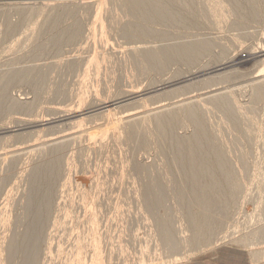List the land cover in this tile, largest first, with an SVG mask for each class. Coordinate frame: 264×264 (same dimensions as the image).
Returning a JSON list of instances; mask_svg holds the SVG:
<instances>
[{
    "label": "rangeland",
    "instance_id": "374dc122",
    "mask_svg": "<svg viewBox=\"0 0 264 264\" xmlns=\"http://www.w3.org/2000/svg\"><path fill=\"white\" fill-rule=\"evenodd\" d=\"M57 1L59 5H55ZM95 1L96 4L86 8L80 0L53 3L49 0H0V94L3 97L0 103V233L4 231V236L0 235L1 264H22L26 258L22 243H14L13 238L21 239L29 223H34L36 201L29 197L35 195H39L41 207L37 215L42 221L37 225V230L40 228L38 264H52L56 258L55 262L60 264L64 260H68L65 264H74V259L75 264L80 259L90 262L93 258L92 264H102L99 263L101 256L105 264H137L143 259H153L154 264H188L221 247L244 252L245 264H264V0H192L191 3L197 2V5L187 0H162L175 18L171 22L166 18L149 19V22L148 19L137 20L119 0L118 3ZM69 3L68 15L65 13L56 26L52 18L61 10L57 5L68 7ZM76 23L80 31L75 39L53 43L54 36L62 35ZM139 24L148 36L125 35L126 25L133 29L139 28ZM89 36H92L91 41ZM93 41L97 43L95 47ZM178 47H195L197 54L183 58L172 53ZM155 50L169 52L162 68L147 56L149 51ZM91 52L100 59L98 62L94 58L97 65L87 62L92 57L89 56ZM98 53L104 54L103 57ZM76 54L81 59L76 58ZM257 87L260 95L254 99ZM132 90L136 95H127ZM101 99L106 101L100 102ZM214 99H223L222 106ZM228 99L236 109L226 112L223 109H228ZM191 104L199 111L204 132L214 140H211L213 146L222 154L224 163L218 164L208 157L206 167L209 171L198 173L193 180H184L183 168L173 162L178 155L174 139L192 137L195 125L185 114L179 116V121H169L171 114L166 122L170 142L164 149L154 123L161 111L169 115L172 111L179 112L178 107ZM66 105L68 108L74 106L75 113L52 112ZM154 105H161V108H154L155 111ZM250 107L254 108L252 112ZM131 113L149 117V121L141 122L143 144L130 137L124 124L122 129L120 126L114 129L105 123L109 116L122 119ZM76 124L80 125L78 129ZM98 125H106V134L100 140H92L94 146L86 134L79 131L98 132ZM72 131L76 135L64 141L46 147L39 143L42 139ZM52 160L57 161V175L50 181L51 185L40 186L38 190L32 187L37 175L34 172ZM146 188L153 190L147 202L144 198ZM45 195H49L48 207ZM217 217H220L219 224L214 223ZM160 220L168 227L163 239H159ZM207 223L209 228L205 227ZM196 227H201V232ZM77 234L79 239L76 240ZM95 251L102 255L96 257ZM257 252L261 254L258 259L253 256ZM184 254L188 255L181 261H166ZM156 257L163 259L162 262Z\"/></svg>",
    "mask_w": 264,
    "mask_h": 264
},
{
    "label": "bare ground",
    "instance_id": "6f19581e",
    "mask_svg": "<svg viewBox=\"0 0 264 264\" xmlns=\"http://www.w3.org/2000/svg\"><path fill=\"white\" fill-rule=\"evenodd\" d=\"M45 1V0H44ZM50 2L49 3H53V2H55L56 0H54V1H51V0H49ZM99 1H102V0H99ZM104 1V0H103ZM110 1H112L111 3H113V2H115V3H118L119 1H120V3H122L125 7L127 6L128 8H129V12H132L131 14L133 15L134 14V17H136L137 18V20H139V19H145V20H147L148 19V21L147 22H149V19H150V21L152 20H161L162 18H166V19H171L170 20V22L171 21H173L175 18L169 13V11H167V7L168 6H166L163 2H162V0H109V2ZM118 1V2H117ZM190 4H192V5H194L193 3H191L192 2V0L190 1V0H187ZM216 1H218V0H216ZM224 1V0H223ZM48 2V1H47ZM46 2V4H48ZM59 1H57L56 3H55V5L56 4H58L59 5V3H58ZM80 2H82L84 5H86V8H89V6H91L90 4H92V6H93V4H96L97 2L94 0H80ZM62 3V2H61ZM64 3V2H63ZM62 3V4H63ZM101 3V2H100ZM103 3H105V1L103 2ZM108 3V2H107ZM216 3V2H215ZM43 4V3H42ZM78 4H80V3H78ZM121 4V5H122ZM198 4H199V2H198ZM217 4H218V2H217ZM57 5V8H61V10H59V12H56L55 14H54V17L52 18V22L53 23H55V25H56V23H58L59 22V20L61 19V17L62 16H64L65 15V13L67 14L68 13V9L71 7L70 6V3H69V5H68V7L67 6H64V5H61L60 4V6H58ZM75 5V4H74ZM87 5H88V7H87ZM103 5V4H102ZM109 5H111V4H109ZM122 5V6H123ZM195 5H197V2H196V4ZM216 5V4H215ZM224 5H225V3H224ZM227 5V4H226ZM46 6H48V5H46ZM70 6V7H69ZM97 6V5H96ZM96 6H95V8H96ZM99 6V5H98ZM199 6V5H198ZM213 6V5H212ZM218 6V5H217ZM222 6V5H221ZM220 6V7H221ZM100 7H101V5H100ZM99 7V8H100ZM105 7H107V6H105ZM113 7V6H112ZM197 7V6H196ZM224 7V6H223ZM227 7H229V6H227ZM49 8V7H48ZM47 8V9H48ZM91 8V7H90ZM98 8V9H99ZM261 8V7H260ZM23 9H24V7H23ZM44 9V8H43ZM51 9V8H50ZM73 9V8H72ZM93 9H94V7H93ZM101 9V8H100ZM100 9H99V11H100ZM264 9V8H263ZM20 10V9H19ZM96 10H97V8H96ZM105 10H106V8H105ZM104 10V11H105ZM226 10V9H225ZM94 11H95V9H94ZM104 11H101V12H103L104 13ZM107 12H108V10H106ZM219 11H220V9H219ZM97 12V11H96ZM71 13V12H70ZM95 13V12H94ZM100 13V12H99ZM103 13H101L102 15H103ZM106 13V12H105ZM215 13H217V11L215 12ZM224 13V12H223ZM74 14V13H73ZM76 14V13H75ZM68 15V14H67ZM98 16V14L96 13L94 16ZM129 15H130V13H129ZM218 15V14H217ZM224 15V14H223ZM97 16H96V20H97ZM93 17V16H92ZM133 17V16H132ZM100 18H101V16H100ZM63 19V18H62ZM99 19V18H98ZM177 19V18H176ZM95 20V21H96ZM144 20V21H145ZM93 21V24L94 23H96V22H94V20H92ZM141 21V20H140ZM136 22V21H135ZM175 22V21H174ZM142 23V22H141ZM146 23V22H145ZM79 23H76V25H74L73 24V26L72 27H70V28H64V29H66V30H64L63 32L62 31H60V32H62L61 34L62 35H57L58 36V38H57V36H56V38H52V39H55L54 40V42L53 43H61L62 41H64V40H66V41H72L73 39H75V37H76V35L79 33V31H80V26L78 25ZM137 24V23H136ZM52 25V24H51ZM54 25V24H53ZM140 25L141 24H139V25H137V26H139V28H133L132 29V27H129V26H127L126 25V27H127V29L124 31V33H125V35H127L128 37H131V36H133V35H141V36H148L147 35V32H145L144 30L145 29H143V28H140ZM57 26V25H56ZM60 26V25H59ZM90 26H92V23H91V25ZM93 26H95V24L93 25ZM92 26V27H93ZM99 26H100V24H99ZM55 26H53V27H51V28H54ZM97 27H98V25H97ZM96 27V28H97ZM111 27V25L109 26V28ZM95 28V29H96ZM112 28V27H111ZM59 29H60V27H59ZM92 29V28H91ZM63 30V29H62ZM89 30H90V27H89ZM100 30H102V29H99V31ZM91 31V30H90ZM92 31H94V27H93V29H92ZM95 31H98V28L95 30ZM89 32V31H88ZM102 32V31H101ZM87 33V32H86ZM93 33H95V32H93ZM29 34V33H28ZM96 34V36H98L97 35V33H95ZM102 34V33H101ZM107 34V33H106ZM149 34V33H148ZM87 35V34H86ZM88 35H89V33H88ZM92 35V34H91ZM100 35V34H99ZM124 35V34H123ZM93 36V35H92ZM92 36H91V38H92ZM100 37V36H99ZM123 37V36H122ZM134 37V36H133ZM90 38V36H89V38H88V40L89 39H91ZM94 38V37H93ZM97 38V37H96ZM87 39V38H86ZM103 41H104V39L103 38H101ZM88 40H86L87 42H88ZM92 40V39H91ZM91 40H89V41H91ZM93 40H95V39H93ZM100 40V39H99ZM126 40H128V39H126ZM108 41V40H107ZM107 41H106V43H107ZM110 41V40H109ZM52 42V41H51ZM100 42V41H99ZM99 42H98V46H99ZM89 43V42H88ZM88 43H86L87 44V46L89 45ZM95 43V41H93V44ZM91 44V43H90ZM95 44H97V43H95ZM95 44H94V47H95ZM103 44H104V42H103ZM110 44V43H109ZM134 44V43H133ZM92 45V44H91ZM123 45V44H122ZM130 45V44H129ZM133 46V45H132ZM137 46V45H136ZM80 47V46H79ZM103 47V49H104V46H102L101 45V48ZM125 47V46H124ZM131 47V46H130ZM89 48H90V46H89ZM93 48V47H92ZM107 48V47H106ZM126 48V47H125ZM86 49H87V47H86ZM85 49V50H86ZM95 49V48H94ZM93 49V50H94ZM92 50V49H91ZM90 50V51H91ZM92 50V51H93ZM113 50V49H112ZM263 50H264V47H263ZM262 50V51H263ZM89 51V50H88ZM158 51V50H157ZM176 51V52H175ZM83 52H85V51H83ZM82 52V53H83ZM95 52V51H94ZM93 52V53H94ZM71 53V52H70ZM73 53V52H72ZM80 53V52H79ZM172 53H174V54H178L179 56H182L183 58H191V57H194L196 54H197V48H195V47H191V49H183V48H177V50H173L172 51ZM91 54V55H90ZM89 54V56L91 57L90 59H88V53H87V59H88V63L90 64V65H92V62H93V64L95 63L96 64V60H94V58H96L97 59V55H92V52ZM98 54H100V53H98ZM73 55V54H72ZM77 55V54H76ZM83 54H81V56H82ZM104 55V54H103ZM103 55H101L100 54V56H101V58L103 57ZM147 55V54H146ZM169 55V52H167V50H164L163 52H160V53H158V52H156V50H155V52H153V51H149L148 52V55L147 56H149L148 58H150V60L153 62V64H155L156 66H158L159 68H162L163 67V65H164V62H165V60H166V58H167V56ZM64 56V55H63ZM68 56V55H67ZM74 56V55H73ZM73 56H71L72 58H73ZM83 56H85V55H83ZM71 57H69V58H71ZM80 58V55L78 54L77 56H76V58ZM99 58V57H98ZM63 59V58H62ZM75 59V58H74ZM81 59V58H80ZM79 59V60H80ZM86 59V60H87ZM56 60V59H55ZM66 60V59H65ZM78 59H77V61H79ZM59 61V60H58ZM57 61V62H58ZM75 61V60H74ZM77 61H75V62H77ZM95 61V62H94ZM97 61L99 62L100 61V59L98 60L97 59ZM106 61V60H105ZM71 62H73L72 60H71ZM86 62V61H85ZM87 62H86V64H87ZM103 62H104V60H103ZM102 61H101V63H103ZM86 64H85V66H86ZM88 64V65H89ZM104 64V63H103ZM106 64V63H105ZM69 65V64H68ZM87 65V66H88ZM89 65V66H90ZM97 65V64H96ZM96 65H93V66H96ZM98 65H99V63H98ZM102 65V64H101ZM104 66V65H103ZM97 67H99L100 68V65L99 66H97ZM107 67V66H106ZM92 68V67H91ZM102 68V67H101ZM86 69V68H85ZM104 70V69H103ZM85 71H87V70H85ZM99 71H101V69L99 70ZM108 71V70H107ZM94 73H96L95 72V70L93 71ZM105 72V71H104ZM110 72V71H109ZM87 74H88V72H86ZM102 73H103V71H102ZM85 74V73H84ZM109 74V73H108ZM89 76H90V74H88ZM96 75H98L99 76V74L97 73ZM84 76V75H83ZM105 76V75H104ZM96 77V76H95ZM100 77V76H99ZM110 77V76H109ZM83 78V77H82ZM85 78H88V77H85ZM94 78V77H93ZM113 78V77H112ZM96 79H97V77H96ZM106 79V78H105ZM91 80V79H90ZM94 80H95V78H94ZM107 80V79H106ZM261 80V79H260ZM85 81V80H84ZM98 81V80H97ZM110 81V80H109ZM80 82H82V81H80ZM88 82V81H87ZM85 84H87L88 85V83H85ZM90 84V83H89ZM93 84H94V82H93ZM99 84V83H98ZM108 84V83H107ZM101 85V84H100ZM105 85V84H104ZM103 85V86H104ZM78 86V85H77ZM81 86V88H82V84L80 85ZM79 86V87H80ZM84 86V85H83ZM102 86V87H103ZM90 87V86H89ZM91 87H93L92 85H91ZM255 87V86H254ZM85 88H87V86H85ZM84 88V89H85ZM81 90V89H80ZM91 90V89H90ZM85 91V90H84ZM93 91V90H92ZM132 91H134V90H132ZM132 91H130L129 93H127V95H130V96H134V95H136L135 93V91L134 92H132ZM83 92V91H82ZM85 94H86V92H85ZM89 94H90V92H89ZM253 94H254V96H253V98L254 99H256L260 94H259V88L257 87L256 89H255V91L253 92ZM3 95V94H2ZM83 95V94H82ZM88 95V94H87ZM99 95V94H98ZM92 96H94V95H92ZM97 96V95H96ZM84 97V96H83ZM98 97H100V96H98ZM2 96H1V94H0V103H1V100H2ZM219 98V97H218ZM92 99V98H91ZM107 99V98H106ZM76 100H77V97H76ZM79 100V99H78ZM93 100V99H92ZM94 100H96V102H99V99H95V97H94ZM98 100V101H97ZM215 100V99H214ZM229 100V99H228ZM74 101V100H73ZM82 101V100H81ZM83 101H84V99H83ZM101 101H103L102 99L100 100V102ZM104 101H106L105 99H104ZM103 101V102H104ZM110 101V100H109ZM190 101V100H189ZM195 101V100H194ZM219 105H220V103H221V106H222V104H223V99H216L215 100ZM75 102V101H74ZM77 102H80V100L79 101H77ZM94 102V101H93ZM177 102V101H176ZM229 103H228V109H225L224 107H222V108H224L223 109V111L224 110H227L226 112H228V111H232L233 109L235 110L236 109V105H234L233 103H232V101H228ZM252 102V101H251ZM69 103V102H68ZM82 103V102H81ZM107 103V102H106ZM106 103H102V104H106ZM178 103V102H177ZM199 103V102H198ZM75 104V103H74ZM73 103H72V105H74ZM88 104V103H87ZM143 104V103H142ZM157 104V103H156ZM200 104H201V102H200ZM209 104V103H208ZM207 104V105H208ZM54 105V104H53ZM78 105V104H77ZM206 105V106H207ZM212 106H213V104H211ZM14 106V105H13ZM59 106V105H58ZM71 106V105H70ZM70 106H69V108L67 107V105H66V107L64 106V108L62 107L61 108V106H60V108H54V109H52L53 111L52 112H56V113H58V114H60V115H64L65 113L68 115V114H74L75 112H73V108H75L74 106H73V108H70ZM107 106V105H106ZM145 106V105H144ZM157 106V105H156ZM160 106V108H161V105H159ZM159 106H157V107H159ZM249 106V105H248ZM72 107V106H71ZM139 107H141V106H139ZM157 107H155V105H154V107H153V109L154 108H157ZM142 108H143V106H142ZM147 108V107H146ZM152 108V107H151ZM150 108V109H151ZM179 108V112H171L168 116L166 115V114H162V113H165V111L163 112V111H161L160 112V114H158V115H156L155 116V118H157V120L155 121V123H154V126H155V129L157 130L156 132H157V134H158V140H159V143H160V145H161V147H163L164 148V146H166L170 141H169V138L167 137V134H168V132H167V130H168V126H167V118L171 115V114H173L171 117H170V119H169V121H179V116L181 115V114H185V116L187 117V119H188V121L190 122V123H192L193 125H195V127H196V129H194L195 130V132H194V134L193 135H190V136H192V137H190V138H185V139H174L175 140V142H176V147H177V149H178V155L176 156V158L174 159V160H176V161H174L173 160V162L174 163H178V165H179V167L180 168H183V170H182V176L183 177H186V178H184V180L185 179H195L196 177H198V173H200L201 172V174H202V172L204 171L205 172V170L206 171H209V167H206L207 166V158L208 157H210L211 159H214V160H216V162L218 163V164H223L224 162V159H223V156H222V154L221 153H219V151L213 146V142L211 141V140H213V139H210L209 138V136H207L206 135V133L204 132V128H203V125H202V120L200 119V116H199V111L198 110H196L195 108H196V106H194V104H191V105H186V106H182L181 108L180 107H178ZM241 108V107H240ZM245 108V107H244ZM244 108H242V109H244ZM250 108H252V109H250ZM249 109H250V111L251 110H253L254 108L253 107H250ZM209 109H210V107H209ZM0 110H1V108H0ZM155 110V109H154ZM173 110V109H172ZM213 110V109H212ZM245 110H246V108H245ZM152 111V110H151ZM155 111H157V110H155ZM155 111H154V113H155ZM200 111H202V110H200ZM238 111H239V109H238ZM243 111V110H242ZM54 112V113H55ZM77 112V111H76ZM136 112H139V111H136ZM153 112V111H152ZM158 112H159V110H158ZM220 112V111H219ZM218 112V113H219ZM245 112V111H244ZM252 112V111H251ZM149 113H151V112H149ZM206 113V112H205ZM217 113V114H218ZM223 113V112H222ZM65 114V115H66ZM108 114V113H107ZM114 114H116V113H114ZM125 114V113H124ZM246 114H248L247 112H246ZM129 115H131V116H129ZM128 115V117H125L124 118V116L122 117V119H121V117H119V118H114V117H111V118H109V117H107V119L106 120H108V121H106L105 123L107 124V125H109V127H111V128H114V129H117L118 128V126H120L119 128H121L122 129V124H124L123 126H125L126 128L125 129H127V132H128V134L130 135V137H132V138H134L136 141H138V142H140V143H142L143 144V129H142V126H141V122H144V121H147L148 119H149V117H145L146 116V114L145 115H141V113H136V114H129ZM148 115V114H147ZM153 115V114H152ZM165 115V116H164ZM126 116V115H125ZM149 116V115H148ZM207 116H209L208 114H207ZM37 117V116H36ZM109 118V119H108ZM148 118V119H147ZM29 119V118H28ZM27 119V120H28ZM152 119V118H151ZM154 119V118H153ZM223 119V118H222ZM232 119L233 118H231V120H230V122L231 123H233L232 122ZM32 120V119H31ZM206 120V119H205ZM221 120V119H220ZM248 120H249V118H248ZM149 121V120H148ZM250 121V120H249ZM40 122V121H39ZM80 122V121H79ZM82 122V121H81ZM153 122H154V120H153ZM236 122H238V121H236ZM24 123V122H23ZM104 122H102V124H103ZM204 123V122H203ZM212 123V122H211ZM219 123V122H218ZM217 123V124H218ZM231 123H229V125L231 124ZM35 124V123H34ZM99 124V123H98ZM220 124V123H219ZM77 125V124H76ZM209 125V124H208ZM212 125V124H211ZM223 125V124H222ZM234 125H236V123L234 124ZM239 125V124H238ZM80 126V125H79ZM78 125L75 127V128H77V127H79ZM98 126H100V125H98ZM103 126V125H102ZM106 126V125H105ZM105 126H103V127H101L100 126V128H102L101 130H100V128L99 127H97V128H99V130H98V132H96V130H94V132L92 133V132H89V130H81V131H79V133L81 134V133H84V135L86 134V138H88V140H89V142L90 141H94V139L95 138H97V139H102V137L106 134V128H105ZM210 126V125H209ZM213 126V125H212ZM241 126V125H240ZM236 127V126H235ZM103 128H105V129H103ZM110 128V129H111ZM212 128H214V127H212ZM78 129V128H77ZM81 129V128H80ZM79 129V130H80ZM96 129V128H95ZM109 129V128H108ZM109 129V130H110ZM114 129H112L113 131H115ZM120 129V130H121ZM225 129V128H224ZM227 129V128H226ZM251 129V128H250ZM103 130H105V132L103 131ZM111 130V131H112ZM119 129L117 130V131H120ZM218 130H220V129H217V131ZM62 131V130H61ZM76 131V130H75ZM75 131H72L73 133H71V132H66L65 133V135H61V136H59V137H51V138H46V139H42L41 140V142H39L40 143V145L42 146H45V145H47L48 146V144H51V143H57V142H61V141H64L66 138H68V137H74L75 135H76V133H77V135L79 134L78 133V131H76V133H74ZM116 131V132H117ZM227 131V130H226ZM238 131V130H237ZM228 132V131H227ZM107 133H109V131L107 132ZM213 133V132H212ZM111 135H112V133H111ZM113 135H114V133H113ZM112 135V136H113ZM80 136V135H79ZM117 136V138H118V136L119 135H116ZM211 136V135H210ZM145 137V136H144ZM81 138H82V136H81ZM111 138V137H110ZM238 137H236V139H237ZM78 139H79V137H78ZM113 139V138H112ZM111 139V140H112ZM233 139V138H232ZM240 139V138H239ZM114 140H116V139H114ZM145 140V139H144ZM93 141L91 142L92 144H93ZM214 141V140H213ZM225 141V140H224ZM222 142L223 144L225 143V142ZM239 141H241V140H239ZM238 141V142H239ZM86 142V141H85ZM95 142V141H94ZM100 142V141H99ZM119 142V141H118ZM228 142V141H227ZM237 142V141H236ZM217 143V142H216ZM35 144V143H34ZM37 144V143H36ZM36 144H35V146H36ZM91 144V145H92ZM219 144V143H218ZM238 144V143H237ZM239 144H240V142H239ZM38 145V144H37ZM40 145L38 146V147H40ZM94 145V144H93ZM105 145V144H104ZM159 145V146H160ZM214 145H215V142H214ZM241 145V144H240ZM32 146V145H31ZM34 146V145H33ZM34 146V147H35ZM95 146V145H94ZM216 146V145H215ZM30 147V146H29ZM46 147V146H45ZM45 147H44V149H45ZM82 147V146H81ZM101 147V146H100ZM104 147V146H103ZM220 148H222L221 147V145L219 146ZM218 147V148H219ZM228 147V146H227ZM230 147V146H229ZM246 147V146H245ZM31 148V147H30ZM58 148V147H57ZM57 148H55L54 150L55 151H57L56 149ZM83 148V147H82ZM98 148H99V146H98ZM166 148V147H165ZM164 148V149H165ZM219 148V149H220ZM233 148L235 149V147L233 146ZM243 148V147H242ZM29 149V148H28ZM33 149H35V148H33ZM208 149V151H206ZM230 149V148H229ZM16 150V149H15ZM221 150V149H220ZM11 151V150H10ZM45 151V150H44ZM112 151H113V149H112ZM143 151V150H142ZM221 151H223V150H221ZM225 151V150H224ZM229 151V150H228ZM234 151V150H233ZM110 152V151H109ZM235 152V151H234ZM8 153V152H7ZM112 153V152H111ZM52 154V153H51ZM104 154V153H103ZM102 154V155H103ZM7 155V154H6ZM48 155V154H47ZM53 155H54V153H53ZM139 155V154H138ZM109 156V155H108ZM117 157V156H116ZM116 157H114V158H116ZM54 157H52V159H53ZM118 158V157H117ZM103 160V159H102ZM105 160V159H104ZM223 160V161H222ZM122 161V160H121ZM66 162H67V160H66ZM65 162V163H66ZM123 162V161H122ZM223 162V163H222ZM56 163H57V161L56 160H52L51 162H50V164H49V162H48V164L47 165H42V167H39V166H37V167H39L38 169H37V171L36 172H34V173H36L37 175L34 177V179H33V182H32V187H34V188H36L37 190L40 188V186H49V185H51L50 184V181L52 180V178L55 176V175H57L56 174V172H55V169H56ZM69 163V162H68ZM107 163V162H106ZM71 164V163H70ZM106 165V164H105ZM120 165V164H119ZM122 165H124L123 163H122ZM136 165V164H135ZM74 166V165H73ZM134 166V165H133ZM68 167V166H67ZM224 167H226V166H224ZM228 167V166H227ZM226 167V168H227ZM229 167H230V165H229ZM233 167V166H232ZM85 168V167H84ZM223 168V167H222ZM234 168V167H233ZM232 168V169H233ZM34 169V168H33ZM36 169V168H35ZM78 171V170H77ZM86 170H84V172H85ZM234 171V170H233ZM239 172V171H238ZM58 173V172H57ZM86 173V172H85ZM234 173V172H233ZM200 174V175H201ZM204 174V173H203ZM205 175V174H204ZM66 176V175H65ZM121 176V175H120ZM123 176V175H122ZM121 176V177H122ZM68 177V176H67ZM70 177V176H69ZM74 177V176H73ZM120 177V178H121ZM201 177V176H200ZM102 178V177H101ZM104 178V177H103ZM67 180H68V178H66ZM107 179V178H106ZM105 180V179H104ZM128 180V179H127ZM63 181H65V180H63ZM72 180L70 179V182H71ZM67 182H69V181H67ZM73 182V181H72ZM104 182V181H103ZM123 182V181H122ZM127 182V181H126ZM65 183H66V181H65ZM129 183V182H128ZM67 184V183H66ZM104 184H105V182H104ZM108 184V183H107ZM132 184V183H131ZM130 184V185H131ZM73 185V184H72ZM124 185V184H123ZM128 185V184H127ZM133 185V184H132ZM131 185V186H132ZM201 185V184H200ZM62 186H64V184L62 185ZM109 186V185H108ZM192 186V185H191ZM70 187V186H69ZM118 187V186H117ZM194 187H195V185H194ZM47 188V187H46ZM64 188V187H63ZM65 188H67V185L65 186ZM79 188V187H78ZM189 188V187H188ZM193 188V187H192ZM59 189H60V187H59ZM69 189V188H68ZM62 190V189H61ZM191 190V189H190ZM197 190H198V188H197ZM196 190V191H197ZM201 190V189H200ZM59 191V190H58ZM72 191H74V190H72ZM144 191H146L147 192V194L144 196V198H145V200H146V202L148 201V197H149V195L151 194V192L153 191V190H151V189H149V188H146V190H144ZM215 191V190H214ZM93 192H95V191H93ZM200 192V191H199ZM205 192V191H204ZM65 193V192H64ZM187 193V192H186ZM32 195H33V193H31ZM38 194V193H37ZM183 195H184V193H182ZM207 194V193H206ZM30 195V194H29ZM65 195V194H64ZM94 195H96L95 193H94ZM192 195V194H191ZM194 195V194H193ZM209 195V194H208ZM42 196H43V194H42ZM60 196V195H59ZM195 196V195H194ZM61 197V196H60ZM38 198H39V195L37 196V195H35L34 197H29V199L32 201V200H34V201H36L35 202V205H34V211H35V216H34V219H32L33 220V222L34 223H32V224H30L29 223V225H28V227H27V229H26V231H25V234H23L22 236H21V239H18V238H13V240H15L14 241V243L16 242H18V243H22V245H23V247H24V256L26 257L24 260H23V262H22V264H38V260H37V249H38V244H37V239H38V237H39V232H40V228H39V230H37L38 229V227H37V225L39 226L40 224H41V220H40V216L39 215H37L38 213H39V208L41 207V203H39V201H38ZM44 198H45V200L44 201H46V203H45V205H46V207H48V205H49V195H45L44 196ZM93 198V197H92ZM200 199V198H199ZM197 201H199V200H197ZM68 203V202H67ZM200 203V202H199ZM43 204V203H42ZM71 204V203H70ZM28 205V204H27ZM81 205V204H80ZM29 206V205H28ZM61 206V205H60ZM71 206V205H70ZM95 206V205H94ZM199 206V205H198ZM31 207H33V206H31ZM64 209H66V208H64ZM81 209V208H80ZM69 210V209H68ZM82 210V209H81ZM89 211V210H88ZM119 211V210H118ZM193 211V210H192ZM28 213L30 212V211H27ZM43 213L45 212V211H42ZM66 212V211H65ZM90 212V211H89ZM195 212V211H194ZM205 212V211H204ZM43 213H41L42 215H43ZM93 213V212H92ZM66 214H68L67 212H66ZM87 214H89V213H87ZM86 214V215H87ZM32 215H33V212H32ZM61 215H63V214H61ZM68 216V215H67ZM70 216V215H69ZM75 216V215H74ZM89 216V215H88ZM96 214L94 215V218H96ZM64 217H65V215H64ZM64 217H63V219H64ZM71 217V216H70ZM87 217V216H86ZM93 217V216H92ZM98 218V217H97ZM96 218V219H97ZM195 218V217H194ZM218 218V217H217ZM216 218V219H217ZM2 219V218H1ZM71 219V218H70ZM92 219V218H91ZM5 220H7V218L5 219ZM58 220V219H57ZM60 220V219H59ZM62 220V219H61ZM65 220V219H64ZM72 220V219H71ZM78 220V219H77ZM196 220V219H195ZM195 220H194V222H195ZM63 221V220H62ZM61 221V222H62ZM74 221V220H73ZM93 221V220H92ZM97 221V220H96ZM197 222H198V220H196ZM58 222V221H57ZM86 222V221H85ZM87 222H88V220H87ZM94 222H95V220H94ZM219 222H220V217L217 219V222H216V220H214V223H217V224H219ZM7 223V222H6ZM10 224V223H9ZM87 224V223H86ZM99 224V223H98ZM159 226L158 225H156V226H158V232H159V239H163V238H165L166 237V234L164 233L165 232V230H167V225H166V223L163 221V220H160L159 221ZM194 224V223H193ZM193 224H191L192 226H193ZM197 224L198 223H196V226H197ZM4 225H6V224H4ZM70 225H71V223H70ZM95 224L93 223V226H94ZM97 225V224H96ZM210 226L209 225V223H207L206 225H205V227L206 226ZM69 226V225H68ZM75 226V225H74ZM199 226V225H198ZM203 226H204V224H203ZM207 226V227H208ZM64 227V226H63ZM70 227V226H69ZM76 227V226H75ZM75 227H73V228H75ZM95 227V226H94ZM193 227H195V226H193ZM7 228V227H6ZM60 228H62V227H60ZM73 228H70L71 230L73 229ZM98 228V227H97ZM106 228V227H105ZM196 228H198V227H196ZM209 228V227H208ZM3 229V228H2ZM69 229V230H70ZM107 229V228H106ZM199 229H202L201 227L200 228H198V231H200ZM61 229H59V231H60ZM64 230V229H63ZM87 230L89 231V229L87 228ZM99 230H100V228H99ZM208 230V229H207ZM206 231V230H205ZM57 233H58V231H56ZM64 232V231H63ZM122 232V231H121ZM201 232V231H200ZM71 233V232H70ZM92 233H93V231H92ZM123 233H124V231H123ZM3 234H4V231H3ZM3 234H1L0 233V235H3ZM68 234V233H67ZM72 234V233H71ZM94 234H95V232H94ZM66 235V234H65ZM80 235V234H79ZM4 236V235H3ZM19 236V237H20ZM81 236V235H80ZM198 236V235H197ZM200 236V235H199ZM134 237V236H133ZM62 238V237H61ZM67 238V237H66ZM75 238V237H74ZM197 238V237H196ZM59 239H60V237H59ZM58 239V240H59ZM77 239H79V236H78V234H77V238H76V240ZM81 239V238H80ZM87 239V238H86ZM85 239V240H86ZM22 241V242H19V241ZM43 240V239H42ZM61 240V239H60ZM72 240H74V239H72ZM76 240H74V241H76ZM100 240V239H99ZM101 240H102V238H101ZM197 240V239H196ZM199 240V239H198ZM74 241H73V243H74ZM1 242V241H0ZM78 243H79V241H77ZM86 242H88V241H86ZM97 242V241H96ZM77 243V244H78ZM95 242H93V244H94ZM98 243V242H97ZM10 244H12V243H10ZM47 244H48V242H47ZM69 245H70V243H68ZM72 244V243H71ZM76 244V246H75V248L78 246V245H80V244H78L77 245ZM96 244V243H95ZM99 244V243H98ZM104 244V243H103ZM102 244V245H103ZM41 245V244H40ZM13 246V245H12ZM12 246H10V247H12ZM46 246H48V245H46ZM72 246H74V244L72 245ZM71 246V247H72ZM14 247H16V245H14L13 246V248ZM50 247V246H49ZM80 247V246H79ZM90 248V247H89ZM98 248V247H97ZM2 249V248H1ZM0 249V250H1ZM17 249V248H16ZM16 249H14V250H16ZM67 249V248H66ZM70 249V248H69ZM76 249H78V248H76ZM75 249V250H76ZM84 249V248H83ZM83 249H82V252H86V251H83ZM101 249H102V247H101ZM58 250V249H57ZM71 250V249H70ZM69 250V251H70ZM86 250V249H85ZM18 251V250H17ZM73 251V250H72ZM78 251H79V249H78ZM104 251V250H103ZM3 252V251H2ZM75 251H73V253H74ZM99 252H101L100 250H99ZM105 252H106V249H105ZM105 252H101V253H104L105 254ZM4 253V252H3ZM18 253V252H17ZM57 253H59V252H57ZM65 253V252H64ZM70 253H71V256H72V252L70 251ZM69 253V254H70ZM83 253V254H84ZM95 254L97 253L96 251L94 252ZM1 254V253H0ZM13 254V253H12ZM22 254V253H21ZM45 254H47V252H45ZM45 254L43 255V257H46L45 256ZM60 254V256H61V253H59ZM75 254H76V252H75ZM78 254V253H77ZM80 254L81 255H83L82 253H81V251H80ZM91 254V253H90ZM55 257H57L56 255L57 254H53ZM94 255V254H93ZM93 255H91V257L93 256ZM98 255H102V254H96L95 256L96 257H98ZM188 255V254H187ZM186 254H184V255H179L178 257H173L172 259H169V260H166V261H170V260H174L175 262L176 261H181V260H183V258H185L186 256H187ZM259 255H261L260 253H255L253 256H256L257 258L256 259H258V258H260V257H258ZM60 256H58L59 258H58V260L59 259H61L60 258ZM71 256H68V257H71ZM94 256V257H95ZM62 257V256H61ZM82 257V256H81ZM80 257V258H81ZM104 257V256H103ZM102 256H101V258H102V260H100V262L99 263H101L102 262V264L104 263L105 264V262L103 261V258ZM1 258V257H0ZM53 258V257H52ZM64 258V257H63ZM76 258V257H75ZM77 258H79V257H77ZM10 259H11V257H10ZM54 259V258H53ZM57 259V258H56ZM56 259H55V261H56ZM72 259H74L73 258V256H72ZM94 259V258H93ZM93 259H91V261L90 262H87L85 259H83L82 261H81V259H80V261H78L77 260V262H76V264H92V263H94V261H93ZM97 259H99V258H96V260ZM106 259V258H105ZM110 259V258H109ZM155 259H159V262H162V260H161V258H155ZM75 260V259H74ZM74 260H72L73 262H74V264H75V261ZM110 260H112V259H110ZM153 259H149V260H146V259H143V260H141V261H137V264H154L153 262H154V260L152 261ZM165 260V259H164ZM54 261V260H53ZM53 261H52V264H54L53 263ZM54 261V262H55ZM60 261V260H59ZM68 260H64V262L62 261V263H64L65 264V262H67ZM69 261H70V259H69ZM71 261V262H72ZM106 261V260H105ZM4 262V261H3ZM61 262V261H60ZM70 262V263H71ZM107 262V261H106ZM110 261H108L107 263H109ZM164 262V261H163ZM44 263V262H43ZM57 262H55V264H56ZM61 263V264H62ZM156 263V262H155ZM0 264H1V262H0ZM20 264V263H19ZM57 264H60V263H57ZM73 264V263H72ZM112 264V263H111ZM157 264V263H156ZM160 264V263H159Z\"/></svg>",
    "mask_w": 264,
    "mask_h": 264
},
{
    "label": "crops",
    "instance_id": "0c3cea01",
    "mask_svg": "<svg viewBox=\"0 0 264 264\" xmlns=\"http://www.w3.org/2000/svg\"><path fill=\"white\" fill-rule=\"evenodd\" d=\"M188 264H245V254L235 248H217Z\"/></svg>",
    "mask_w": 264,
    "mask_h": 264
}]
</instances>
